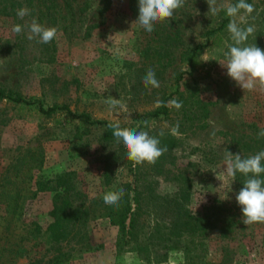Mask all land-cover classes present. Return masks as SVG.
I'll use <instances>...</instances> for the list:
<instances>
[{"label": "rangeland", "instance_id": "374dc122", "mask_svg": "<svg viewBox=\"0 0 264 264\" xmlns=\"http://www.w3.org/2000/svg\"><path fill=\"white\" fill-rule=\"evenodd\" d=\"M57 2L64 18L56 25L39 22L57 28V38L46 44L28 39L27 30L12 31L35 14L22 20L0 11V89L152 136L163 129L160 146L168 150L154 164L134 167L104 126L0 99V193L26 196L18 220L3 228L0 204V264H52L51 256L62 258L57 264H264V223H243L235 199L240 173L233 180L224 171L228 151L240 154V134L264 127V91L243 90L217 61L231 43L230 18L224 11L213 16L207 0H186L147 33L137 22L138 0H108L101 11L93 1L82 10V0ZM223 3L236 0H217ZM248 3L255 11L246 22L255 31L247 44L264 50V0ZM191 49L201 65L188 74ZM149 69L159 87L143 85ZM109 96L126 111H110ZM164 98L167 114L148 115ZM64 181L74 186L70 206L86 211L85 222L54 242L49 212L61 201ZM127 184L137 188V205H129L138 214L129 236L120 237L113 219L123 205L114 208L102 197Z\"/></svg>", "mask_w": 264, "mask_h": 264}, {"label": "clouds", "instance_id": "9594fccd", "mask_svg": "<svg viewBox=\"0 0 264 264\" xmlns=\"http://www.w3.org/2000/svg\"><path fill=\"white\" fill-rule=\"evenodd\" d=\"M207 2L209 12L213 16L224 11L225 15L230 18L227 31L231 43L227 44V50L223 53L224 60H216L227 69V75L243 90L259 89L264 91V50L257 47L256 44H247L249 36L255 31V27L247 24L246 17L255 11L254 5L248 3L247 0H236L234 4L223 3L219 5L217 0H207ZM185 3L186 0H138L139 15L137 22L145 32L152 33L155 24L169 21L178 9L184 7ZM16 14L23 20L25 16L30 14V10L20 8ZM237 17H239V22ZM242 24L245 26H241ZM25 30H27L28 39H38L39 43H51L57 38V28L46 27L35 19L27 24L12 26V31L17 35L24 34ZM114 54L118 55L119 49ZM142 83L145 88L159 87V81L156 79L154 70L149 69L147 71L142 78ZM105 103L109 110L116 114H119L120 111H126L125 105L120 99L109 96L105 99ZM173 103L177 108L182 106L180 102L173 101ZM108 128L113 130L112 135L123 144L127 151V158L134 167L144 163L154 164L168 150L167 146H160L159 137L165 135L163 129L159 131L158 136H152L148 131L121 127L119 120L110 122ZM171 132L175 134L176 128H172ZM257 138H264V128H261L257 133ZM262 161H264V150L247 158H242L240 154L234 155L228 151L225 157L226 169L224 171L228 177L235 180L237 173L247 177L243 181V187L235 197L241 207L243 223L246 225L264 223V179L260 178L261 174H264ZM123 195L124 190L121 188L117 191L105 192L102 198L105 204L118 208Z\"/></svg>", "mask_w": 264, "mask_h": 264}, {"label": "trees", "instance_id": "16d2710c", "mask_svg": "<svg viewBox=\"0 0 264 264\" xmlns=\"http://www.w3.org/2000/svg\"><path fill=\"white\" fill-rule=\"evenodd\" d=\"M95 2L97 8L101 11L104 9V5L108 0H82L81 8H85L89 2ZM249 2V0H247ZM60 4H58L57 0H0V11H7L11 10L12 14L15 15L17 10L20 9L22 6L29 8L30 13L35 14V18L38 22H41L42 19H45L47 22L56 25L59 20L64 18L63 12H61ZM224 20H221L218 24V27L221 26ZM185 63L188 67V70L185 72L191 74L196 68L197 65H201V63L197 60L195 51L193 49L188 50L185 54ZM185 72H180L178 76V80L181 75ZM177 91V88L174 92ZM172 92V93H174ZM171 96V93L168 97ZM6 99L12 101L13 103L23 104V105H35V108L38 112L48 115L53 114L54 112H59L62 114L65 121L70 122L73 119L79 120L82 124L87 126H104L108 131H113L112 129L108 128V124L110 122L102 119H93L90 118L88 114L80 112L74 113L72 112L65 104L60 105H51L43 107L41 104L37 103L34 99L23 97L19 94L12 93L10 91H4L0 89V99ZM167 98L161 100L160 105L158 108L154 109L153 111L149 112L148 115L152 117H158L160 114H167L168 107L166 105ZM140 125L139 127H141ZM121 127H128L127 125H121ZM264 128V127H261ZM261 128H254L256 133L249 135V134H240V155L242 158H247L251 155L256 154L257 152L264 150V138H257V133L260 131ZM264 164V161H262ZM68 173L63 174L61 177H67ZM247 177L240 174V189L243 187V181ZM262 179H264V174H261ZM67 181V180H65ZM62 182L63 186V194L57 195L60 196L61 201L58 203H54L52 209L50 210L49 214L52 218V221L48 224L49 235L50 238L54 242H58L65 238L67 232H70L72 228H77L81 226L85 222V214L86 211L81 209L80 206H70V204L75 201V189L74 186L70 183L66 184ZM68 182V181H67ZM130 187V184H127L126 190H124V195L120 200V204L123 205V208H120L114 216L113 223L118 227V231L120 237L124 235L127 237L129 236V230L133 229L135 226L136 216L138 214L137 206L131 209L129 203L136 204L139 200V194L136 192L137 188L135 184ZM128 190H132V196L128 194ZM75 197V198H74ZM26 196H22L17 191L14 192H6L4 194L0 193V204H3V211L6 216L2 217V228L4 222H11V220L15 219L18 220L21 214V208L24 199ZM137 205V204H136ZM127 221V222H126ZM18 227V226H17ZM68 228V229H66ZM1 233V229H0ZM8 250L16 252L18 251L17 248L12 249L9 248ZM64 257V254H63ZM62 258L60 256H51L46 261L52 264H57Z\"/></svg>", "mask_w": 264, "mask_h": 264}]
</instances>
